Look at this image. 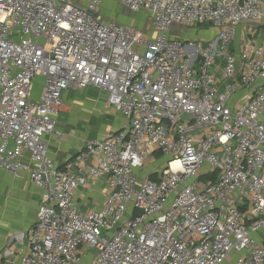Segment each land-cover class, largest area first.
<instances>
[{"label": "built area", "instance_id": "2783aa9c", "mask_svg": "<svg viewBox=\"0 0 264 264\" xmlns=\"http://www.w3.org/2000/svg\"><path fill=\"white\" fill-rule=\"evenodd\" d=\"M113 1L155 36L103 14L104 0H0V171L42 194L0 264H264V41L249 39L264 0ZM207 25L212 39L176 38ZM90 86L128 124L62 168L44 138L63 93ZM103 178L105 205L82 212L75 195Z\"/></svg>", "mask_w": 264, "mask_h": 264}, {"label": "crops", "instance_id": "0c3cea01", "mask_svg": "<svg viewBox=\"0 0 264 264\" xmlns=\"http://www.w3.org/2000/svg\"><path fill=\"white\" fill-rule=\"evenodd\" d=\"M104 2H114L121 8L124 16L131 15L125 7L113 0H104ZM101 12L116 20V13L110 12L112 15L110 16L103 5ZM258 27L260 29L256 30V36L259 39L253 41L262 42L264 41V24ZM144 33L150 37L155 36L150 31L144 30ZM200 33L204 34L205 32ZM214 35L215 33L212 31L211 36L207 39H212ZM220 75L221 73H219ZM43 89V81L37 79L33 88V97L38 99ZM36 90L38 91L35 93ZM244 94L245 92L241 91L238 97H242ZM63 99L64 107L57 118L56 130L44 138L48 157L62 168H65L68 163L74 162L88 142L116 135L128 124L121 111L110 106L107 103V95L97 87L90 86L85 89L66 91L63 93ZM153 161L154 159H151L148 163L153 164ZM153 166L147 172L144 170L138 172L140 178L142 174H145L141 180L155 171L156 168ZM78 170L79 168L76 166L73 168L74 172ZM151 177L155 178V176ZM107 181L106 178L91 180L87 188H81L77 192L74 200L82 212L99 211L103 208L111 194ZM41 199V190L29 175L16 176L4 170L0 171V255L14 233L28 231L36 226ZM236 257L233 256L225 264H234L233 258Z\"/></svg>", "mask_w": 264, "mask_h": 264}, {"label": "rangeland", "instance_id": "374dc122", "mask_svg": "<svg viewBox=\"0 0 264 264\" xmlns=\"http://www.w3.org/2000/svg\"><path fill=\"white\" fill-rule=\"evenodd\" d=\"M103 7L108 11V13L110 14L115 12L116 16H115V21L119 22V23H123V24H132L133 26L142 29V30H146V31H151L152 30V23L151 21L148 19V17H146L145 14H139V15H126L123 14L121 12V8L116 5L114 2H104ZM110 16H112L110 14ZM262 28V27H261ZM260 29L258 26L255 28L254 30V34L253 36L249 37V39L252 40H258L259 38L256 36V30ZM212 29L210 27V25L207 26H201V27H196V28H189V29H184V30H179V32L176 33L177 35V39L181 40L182 42H189V41H195V40H206L208 37L211 36L212 33ZM200 32H205L204 34L200 33ZM214 32V31H213ZM245 37L244 36H238L236 38L235 43H233V47L239 46L242 42H245ZM35 90V89H34ZM38 90L35 91V93ZM166 162V157L162 156V155H157L155 156V160L153 161V164H150L148 162L145 163L144 166V171L147 172L149 169L153 167L155 168H161L164 166ZM142 174L141 178L143 177ZM87 262V261H86Z\"/></svg>", "mask_w": 264, "mask_h": 264}, {"label": "water", "instance_id": "95a60500", "mask_svg": "<svg viewBox=\"0 0 264 264\" xmlns=\"http://www.w3.org/2000/svg\"><path fill=\"white\" fill-rule=\"evenodd\" d=\"M183 118L189 120V117H188L187 114H184V115H183Z\"/></svg>", "mask_w": 264, "mask_h": 264}, {"label": "trees", "instance_id": "16d2710c", "mask_svg": "<svg viewBox=\"0 0 264 264\" xmlns=\"http://www.w3.org/2000/svg\"><path fill=\"white\" fill-rule=\"evenodd\" d=\"M154 178V177H153Z\"/></svg>", "mask_w": 264, "mask_h": 264}]
</instances>
